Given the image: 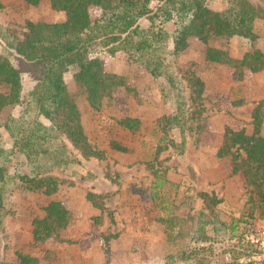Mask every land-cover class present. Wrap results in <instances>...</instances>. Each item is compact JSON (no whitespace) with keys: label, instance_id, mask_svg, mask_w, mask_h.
I'll list each match as a JSON object with an SVG mask.
<instances>
[{"label":"rangeland","instance_id":"374dc122","mask_svg":"<svg viewBox=\"0 0 264 264\" xmlns=\"http://www.w3.org/2000/svg\"><path fill=\"white\" fill-rule=\"evenodd\" d=\"M0 1V24L16 25L19 30L27 19L65 18L64 11L53 9L48 0L37 4ZM206 4L217 10L225 7L224 0H207ZM88 11L94 18L100 7L90 5ZM175 24L166 22L164 28L171 32ZM254 33L253 37L211 35L208 43L225 48L234 57H241L253 47L264 52V18L255 20ZM83 50L98 57L104 70L123 77V83L115 85L111 95L104 96L100 106L94 108L73 76L75 66L64 73L68 96L78 107L88 142L104 150V154L86 158L80 155V163L75 164L78 174L52 169L50 172L59 177V185L50 195L39 189L14 190L10 210L0 226V261L16 262V251H20L36 256L38 264H215L237 258L264 264V199L251 190L240 171H232L229 155L216 153L226 127L252 132L253 108L259 101L264 107V67L252 71L246 66L209 61L205 58V44L197 37H189L176 60L182 70H193L203 80L204 88L200 96L188 98L184 142L171 131L173 142L164 140L158 146L165 131L162 123L173 110V102L159 78L124 51L111 54L98 41ZM14 62L20 66L23 92H27L34 80L19 60ZM18 109L19 105L4 107L0 123ZM124 116L138 117L139 128L133 132L121 125L118 119ZM260 132L264 134V121ZM112 141L125 148L113 147ZM10 143L0 125V152ZM8 168L25 170L14 159ZM156 168V175L163 174L169 181L162 189H168L170 209L160 212L151 196ZM200 190L213 191L220 198L217 216L227 226L238 220L233 231L208 230L206 225L205 235L211 239L191 240L190 231L197 227L196 216L202 204L196 193ZM89 191L100 195L97 199L103 208L86 197ZM51 199L58 200L66 210L68 222L50 237L35 242L32 219L42 214L43 205ZM168 212L177 217L172 222V232L167 221L160 218ZM180 226L183 229L178 233Z\"/></svg>","mask_w":264,"mask_h":264},{"label":"trees","instance_id":"16d2710c","mask_svg":"<svg viewBox=\"0 0 264 264\" xmlns=\"http://www.w3.org/2000/svg\"><path fill=\"white\" fill-rule=\"evenodd\" d=\"M55 10H63L65 18L59 21L30 20L16 25L0 24V111L8 105H19L18 112L8 114L2 125L10 137V145L0 152V226L9 211L10 197L17 187L39 189L50 195L58 189L59 177L52 169L70 170L78 174L75 164L82 157H102L104 150L93 147L83 130L80 112L68 96L64 73L71 66L73 76L84 90L90 106L98 108L104 96H110L123 77L103 69L98 57L87 55L85 46L98 41L111 54L121 50L141 63L150 74L159 78L164 92L173 102V110L162 123L165 131L158 146L171 139L172 132L184 142V124L188 112V98L201 95L204 83L193 70H182L176 56L188 45L189 37H197L205 44V58L234 67L246 66L252 71L264 67V52L257 47L246 50L241 57L231 56L223 47L208 43L211 35L253 37L254 23L264 18V0H224L225 7L217 10L207 6V0H48ZM37 4L39 0H25ZM90 5L100 7V13L91 18ZM3 3L0 1V8ZM175 21L171 32L164 24ZM171 45H169V42ZM19 60L26 73L34 80L32 87L23 92ZM264 107L259 101L252 111L253 129L226 127L218 156L229 155L232 171H240L247 185L264 199V134L260 132L264 121ZM118 122L135 131L138 117L124 116ZM165 140V141H164ZM111 145L123 149L116 141ZM165 146V145H164ZM160 147L157 148V152ZM14 161L24 171H10L8 163ZM151 180V196L158 212L168 210L169 181L156 175ZM156 187V188H155ZM169 188V187H168ZM201 199L196 221L191 229V240L211 239L208 230L229 228L233 231L237 221L227 223L218 218L216 205L220 198L213 191H196ZM100 195L89 191L86 197L100 208ZM165 203L166 206H162ZM168 203V204H167ZM42 214L33 217L32 239L35 242L50 237L56 229L68 222L66 210L56 199L42 207ZM167 221L172 232V222L177 218L171 213L160 217ZM2 229V227H1ZM183 227L180 226L178 233ZM168 234V233H167ZM16 262L0 264H38L37 257L16 251ZM254 264L252 259L238 258L229 263Z\"/></svg>","mask_w":264,"mask_h":264}]
</instances>
